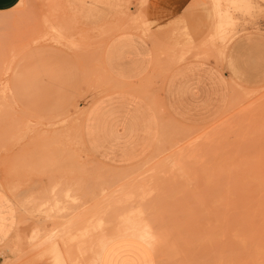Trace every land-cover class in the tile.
I'll use <instances>...</instances> for the list:
<instances>
[{"label":"rangeland","instance_id":"374dc122","mask_svg":"<svg viewBox=\"0 0 264 264\" xmlns=\"http://www.w3.org/2000/svg\"><path fill=\"white\" fill-rule=\"evenodd\" d=\"M166 2L19 0L0 11V264H89L132 222L165 240L119 239L148 250L152 264H208L199 254L221 247L225 215L240 216L248 244L264 247V0H190L197 35L185 45L150 33L148 6L165 15L190 5ZM118 38L152 47L145 74L110 72L107 46ZM188 62L206 89L197 98L205 119L194 122L160 98L170 71ZM126 94L153 112L149 152L91 154L124 145L93 129L90 113Z\"/></svg>","mask_w":264,"mask_h":264},{"label":"crops","instance_id":"0c3cea01","mask_svg":"<svg viewBox=\"0 0 264 264\" xmlns=\"http://www.w3.org/2000/svg\"><path fill=\"white\" fill-rule=\"evenodd\" d=\"M187 1V2H186ZM19 2V0H0V11H6ZM152 2V1H151ZM181 3V6L190 4L186 11L183 9L168 8L165 15L155 13L156 9L149 6L148 24L152 27L150 33L157 41L170 45L190 44L197 35L196 27L190 25L188 13L192 12L190 0L171 1L170 5ZM194 10V9H193ZM130 39V38H128ZM142 46V48L140 47ZM153 49L149 44L118 38L107 46L106 65L117 78H135L139 73L145 74L149 68ZM140 76V75H138ZM137 76V77H138ZM204 86V79L197 78V68L192 63H183L174 67L166 78L160 90V98L167 100L172 112L179 119L185 121L203 120L207 108L197 102L203 95L205 88H198V82ZM109 107H114L110 110ZM93 129L114 132L110 138L118 137L123 146H113L107 141L103 145H94L88 148L91 154L105 159H114V156L123 155L124 158L135 159L146 155L150 147L145 145L146 139L154 127V116L147 103L138 101L128 94L117 97L108 105L100 102L92 112ZM118 116L121 119H118ZM96 131V130H93ZM140 144V145H139ZM134 239L133 237H117L109 241L100 251L96 264H152L148 250L143 253L132 243L119 239ZM119 240V241H115ZM115 241V242H114ZM145 244V243H143ZM147 246V244H145ZM147 249V248H146Z\"/></svg>","mask_w":264,"mask_h":264},{"label":"bare ground","instance_id":"6f19581e","mask_svg":"<svg viewBox=\"0 0 264 264\" xmlns=\"http://www.w3.org/2000/svg\"><path fill=\"white\" fill-rule=\"evenodd\" d=\"M216 217V216H215ZM229 215H228V219H229ZM218 218V217H217ZM223 221L220 222L222 223L221 226V229L222 230L219 234L221 235L222 234V237L220 236V238L222 239V244H221V247H219V249H217L218 245L220 244L219 240L220 238H217L218 237V233H214V231L212 230H215L216 226L213 227L211 225H208L209 229L212 227V230L210 229V231L213 233V236L212 233H209L210 231L208 230H204L205 232L208 233V236L209 238H211L212 242L211 243H215V241L218 240L219 244H215L214 246H217L215 249H211L212 252L211 254L212 255H209V254H206L205 252V256L204 254H199L201 251L200 246H198V250L196 252H198L199 256L200 255H203V257L200 258V260H204L203 262L207 261L210 259V261L208 262V264H264V247L262 246H256V245H249L248 244V237L244 236L242 231H243V228H242V219L240 216H235L236 219L232 218V221L231 220H228L227 219V215L223 216ZM215 219V218H214ZM71 220V219H70ZM212 221V220H211ZM215 221L217 222L218 220L215 219ZM220 221V220H219ZM252 219L251 218H248L247 220V224H248V227L246 230H249V232L252 234V235H255V232H251V231H255L254 230V225L253 227L251 228V223H252ZM69 222L68 225L70 226V221H67ZM214 222V224L216 223ZM212 223V222H210ZM219 223V222H218ZM217 223V224H218ZM219 223V225H220ZM214 224H212L214 226ZM67 225V224H66ZM68 226V227H69ZM67 228V227H66ZM65 229V228H64ZM220 230H217L218 232ZM201 231V230H200ZM199 231V232H200ZM216 231V230H215ZM199 232H196V233H199ZM207 233H202L201 239L204 238V240L206 241L205 238H208ZM48 234V233H47ZM67 234H69L67 232ZM112 236L110 238H105L104 240H100L101 241V248H103L109 241L113 240L114 238H117V237H121V236H134L140 240H142L143 242H145L147 245L149 246H154V245H160L162 246L163 245V242L165 243V240H160V237L157 233H155L153 230L150 229V227L144 223H141V222H132L130 224H127L125 226H123L122 228L120 229H116L115 231H113L112 233ZM218 234V235H217ZM49 235V234H48ZM199 235V234H198ZM54 234H51L46 238L47 241L48 239L50 241L53 242V237ZM213 236V237H211ZM52 239H51V238ZM197 237V236H196ZM215 238H217L215 240ZM226 239V240H225ZM40 240V238H39ZM215 240V241H214ZM163 241V242H161ZM214 241V242H213ZM227 242V243H224ZM46 242V241H45ZM160 243V244H159ZM225 244L226 246H228L227 248H225ZM197 245V244H196ZM202 245V244H201ZM164 246V245H163ZM52 247V246H51ZM50 247V249H52ZM156 247V246H155ZM158 247V246H157ZM156 247V248H157ZM162 248V247H161ZM205 248V247H204ZM212 248V245L211 247ZM182 249V248H181ZM203 249V247H202ZM217 249V250H216ZM184 250V249H183ZM209 250V249H208ZM53 251V250H52ZM156 251V250H155ZM186 252H189V251H186ZM193 252V251H191ZM209 252V253H210ZM195 253V252H194ZM185 255H188V254H185ZM191 255H195V254H190ZM210 256V257H207V256ZM198 256V257H199ZM54 257V256H52ZM195 260V262L198 261V257L196 256H193ZM196 257V258H195ZM206 259H205V258ZM71 258V257H70ZM78 258V257H77ZM182 258V257H181ZM180 258V259H181ZM190 260V259H189ZM79 261V259H78ZM76 261L75 259V262H78ZM183 258H182V262H183ZM90 263L89 264H96L97 262V257L95 255V253H93L91 255V260L89 261ZM200 262V261H199ZM198 262V263H199ZM206 262V263H207ZM190 263V261L188 262ZM197 263V264H198ZM77 264V263H76ZM182 264V263H181ZM200 264H205V263H202V261L200 262Z\"/></svg>","mask_w":264,"mask_h":264}]
</instances>
